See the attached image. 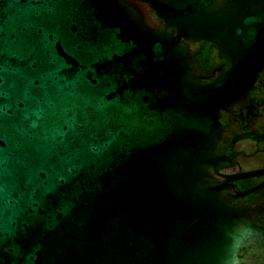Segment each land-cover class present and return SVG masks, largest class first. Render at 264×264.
<instances>
[{
  "label": "water",
  "instance_id": "95a60500",
  "mask_svg": "<svg viewBox=\"0 0 264 264\" xmlns=\"http://www.w3.org/2000/svg\"><path fill=\"white\" fill-rule=\"evenodd\" d=\"M210 0H0V264H240L264 224L184 39ZM254 17L234 35L246 44Z\"/></svg>",
  "mask_w": 264,
  "mask_h": 264
},
{
  "label": "flooded vegetation",
  "instance_id": "af4514ba",
  "mask_svg": "<svg viewBox=\"0 0 264 264\" xmlns=\"http://www.w3.org/2000/svg\"><path fill=\"white\" fill-rule=\"evenodd\" d=\"M203 9L202 26L223 35L220 42L184 39L193 49L191 60L204 82H211L231 64L221 57L218 46H252L235 59L233 75L225 76L223 107L217 115L222 144L232 145L235 163L212 175L223 182L222 174H236L227 193L245 208V216L264 224V0H210ZM245 16L256 18L248 44L234 35ZM239 257L240 264H264L263 249L243 248Z\"/></svg>",
  "mask_w": 264,
  "mask_h": 264
}]
</instances>
